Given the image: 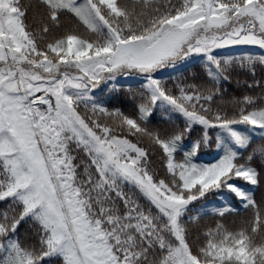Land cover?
<instances>
[{
	"label": "snow or ice",
	"instance_id": "snow-or-ice-1",
	"mask_svg": "<svg viewBox=\"0 0 264 264\" xmlns=\"http://www.w3.org/2000/svg\"><path fill=\"white\" fill-rule=\"evenodd\" d=\"M0 264H264V0H0Z\"/></svg>",
	"mask_w": 264,
	"mask_h": 264
},
{
	"label": "trees",
	"instance_id": "trees-1",
	"mask_svg": "<svg viewBox=\"0 0 264 264\" xmlns=\"http://www.w3.org/2000/svg\"><path fill=\"white\" fill-rule=\"evenodd\" d=\"M228 54H239V51L237 50V51H235V52H231V53H228ZM257 143H259V141H257ZM206 159H207V158H206ZM255 195H256L257 199H259L260 193H259V192H256ZM244 214H245V213L242 211V212H241V216H243ZM233 219H237V220H238V218H236V217H229V218H228V221L231 222ZM210 220H211V217L206 218V222H210ZM213 226H214V225H213ZM22 231H23V230H22Z\"/></svg>",
	"mask_w": 264,
	"mask_h": 264
},
{
	"label": "rangeland",
	"instance_id": "rangeland-1",
	"mask_svg": "<svg viewBox=\"0 0 264 264\" xmlns=\"http://www.w3.org/2000/svg\"><path fill=\"white\" fill-rule=\"evenodd\" d=\"M241 47H243V46H237V49H239V48H241ZM214 207H216L215 204L209 205V206H208V211H211Z\"/></svg>",
	"mask_w": 264,
	"mask_h": 264
}]
</instances>
